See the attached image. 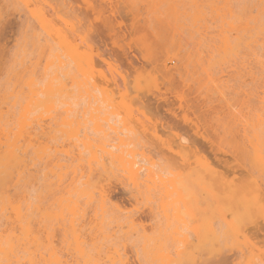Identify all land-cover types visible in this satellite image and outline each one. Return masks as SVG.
<instances>
[{
	"label": "rangeland",
	"instance_id": "obj_1",
	"mask_svg": "<svg viewBox=\"0 0 264 264\" xmlns=\"http://www.w3.org/2000/svg\"><path fill=\"white\" fill-rule=\"evenodd\" d=\"M36 2L44 5L40 0H0V141L3 130L16 131L30 90L48 83L59 88L50 115L63 132L50 135L58 146L44 139L40 129L50 123L47 115L41 128L32 123L24 129L23 138L47 144L55 161L44 159L2 178L0 231L6 235L14 227L10 207L31 204L30 226L41 251L54 249L69 260L62 231L42 221L40 213L51 210L70 175L57 188L51 184L55 178L43 177L44 172L57 160L68 165L65 155L87 158L85 142L100 156L95 147L123 136L124 121L130 130L124 131L126 149L155 163L163 176L168 168L185 175L189 165L201 162L224 181L253 189L257 204L243 224L249 244L233 246L227 236L218 249L199 251L189 232L195 264H264V0H46L56 7V13L44 7L47 21L91 61L92 71L83 63L86 76L55 35H47L32 18L28 6ZM170 143L182 145L177 152L187 157L186 163L167 149ZM55 148L61 152L55 154ZM92 169L90 182L105 188L112 206L125 210L137 224V232L125 242L128 263L149 264L142 233L150 237L170 231L159 196L146 195L144 188L135 192L117 172L109 173L108 165ZM199 206L222 235L217 207L203 201ZM187 221L190 228L200 222L198 217ZM109 228L107 234L119 236L114 224ZM167 249L173 252L171 242Z\"/></svg>",
	"mask_w": 264,
	"mask_h": 264
},
{
	"label": "bare ground",
	"instance_id": "obj_2",
	"mask_svg": "<svg viewBox=\"0 0 264 264\" xmlns=\"http://www.w3.org/2000/svg\"><path fill=\"white\" fill-rule=\"evenodd\" d=\"M40 1L44 3L43 6H39L37 2L35 5L28 6L30 15L37 20L40 28L47 35H55L57 44L66 49L69 59L76 64L79 72L86 76L88 70H93L91 61L80 56L76 52V47H71L63 40L59 30L54 29L47 21L43 12L44 7L47 5L54 13H56V7L48 5L46 0ZM83 63L88 70L83 68ZM90 86L96 91L94 84ZM58 91L59 88H54L50 83L39 89H31L25 104L21 107L16 131L14 129L2 131L0 181L4 176L12 174V171L22 172L29 165H34L44 159L47 162L55 161V156L51 155V148L47 144L30 137L24 139L22 134L24 129L32 123H36L41 128L40 121L44 115H47L50 123L40 129L41 134L44 139H49L55 146H58L55 137L50 136L54 131L63 132L57 120L50 115L54 111V97ZM100 93L102 101L108 103L106 93L104 91ZM55 127H57L56 130H54ZM121 129L119 134L123 136H117L114 143H101L100 146L95 147L101 151L100 156L92 151L91 143L85 142L83 146L88 153L87 158H84L82 153L77 156L65 155L69 160L68 165L61 164L57 160L47 174L44 172L43 177L55 178V182L51 184L57 188L60 187L63 177L70 175L71 181L67 187L62 189L61 194L54 198L51 210L40 213L42 221H49L53 223V228L57 227L62 231L64 235L62 236L67 241L69 260L63 259L54 249L47 248L41 251L30 226L31 220L28 214L31 204L19 202L9 208L13 219V229L6 235L3 234L4 231H0V264H129L126 258L125 242L127 237L137 232V224L125 214V210L112 206L105 188L90 182L92 166L105 169L108 165L109 173L117 172L119 177L135 192L139 193L144 188L146 195L155 193L159 196V208L166 221V230L170 231L150 237L145 232L142 233L145 239L143 248L149 254V264H195L198 258L188 250L189 232L194 236L199 251L218 249L216 247L227 236L233 246L249 244V239L243 233V224L248 220L253 206L257 204L256 198L251 197L253 191L251 187H244L233 182L228 183L219 178L218 173L208 164L201 162H197L195 167L189 165L185 175H175L168 168L167 176H163L155 169L157 167L155 163L144 157L138 158L132 150L126 149L128 144L124 131L129 133L130 130L125 127L124 121ZM68 132L72 133V130ZM153 136L157 138L156 131H153ZM35 143L38 145L35 146ZM162 145H164L163 142ZM181 147L180 143L175 145L170 143L167 149L186 163L187 157L177 152L181 151ZM53 152L56 154L61 151L55 148ZM255 160L261 164V159L257 154ZM85 167L86 170H84ZM214 191L217 192L214 193ZM201 201L206 203L207 207L210 205L217 207L216 217L225 228L222 235L219 229L214 227L212 220L203 216L202 213L206 209L200 208ZM225 212H228V216ZM88 215L90 217L87 221ZM195 217H198L200 222L190 228L187 219H195ZM112 224L120 230L118 237H112L111 234L106 233ZM87 230L89 233L86 232ZM168 242L173 244V252L167 249Z\"/></svg>",
	"mask_w": 264,
	"mask_h": 264
}]
</instances>
